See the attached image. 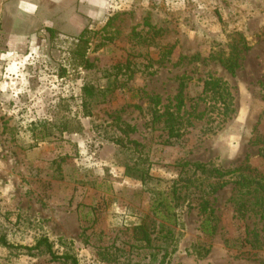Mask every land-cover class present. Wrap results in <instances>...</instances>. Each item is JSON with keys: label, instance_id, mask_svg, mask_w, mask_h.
Wrapping results in <instances>:
<instances>
[{"label": "rangeland", "instance_id": "1", "mask_svg": "<svg viewBox=\"0 0 264 264\" xmlns=\"http://www.w3.org/2000/svg\"><path fill=\"white\" fill-rule=\"evenodd\" d=\"M54 2L0 0V236L14 245L45 236L80 264H159L162 252L150 254L166 240L148 248L129 229L151 225L157 195L169 192L184 163L264 174V0ZM84 27L86 68L72 58ZM208 77L232 95L223 121L202 93ZM83 86L93 92L86 110ZM181 97L183 135L165 143L151 113L174 110ZM116 121L133 131L126 136ZM112 136L141 146L125 150ZM136 157L144 183L126 171ZM231 194L229 184L214 196L212 236L199 231L197 201H180L177 248L163 264L264 261V223L236 218ZM254 236L261 243L252 248ZM197 245L209 252L199 255ZM0 264L67 263L0 246Z\"/></svg>", "mask_w": 264, "mask_h": 264}, {"label": "trees", "instance_id": "2", "mask_svg": "<svg viewBox=\"0 0 264 264\" xmlns=\"http://www.w3.org/2000/svg\"><path fill=\"white\" fill-rule=\"evenodd\" d=\"M89 29L83 28L79 36L75 39V48L72 51L73 63L75 66L83 68L90 66L87 59V51L90 48ZM49 32L53 30L49 28ZM237 62L235 58L229 59L227 69L233 72ZM182 86V84H180ZM183 88V87H181ZM84 101L83 107L88 108L86 98L93 95L92 89L88 86L82 88ZM180 89L178 97H180ZM202 93L208 96L213 101V107L218 109L221 119L225 120L233 111L232 95L227 83L214 77H208L203 81ZM157 105L159 100H155ZM184 101L181 97L177 102L175 109L164 108L163 110L154 109L151 113V121L154 125L161 128L166 133L165 143L177 141L183 135L184 118L180 115V110L183 107ZM113 123V122H112ZM115 126L128 135V132L133 131L130 124L124 121L114 122ZM120 125H123L121 127ZM112 142L119 145L121 148L133 151L141 146L136 140H131L128 137L122 138L112 136ZM138 157H140L138 155ZM132 159L131 165L125 166L127 174L134 175L143 183L148 176L147 172L139 167V158ZM189 172V175H185ZM183 173V174H182ZM232 185V194L229 198L233 213L239 220L253 219L255 222L264 223V174L253 173L250 169L244 166L235 167L232 169H222L215 166L211 162H186L183 164L181 174L173 181L169 188V192H160L152 208L151 225L145 221L130 227L131 239L136 242L143 243L148 248H151L152 242L156 238L166 240L165 247L156 245L151 252L150 257L155 259L162 252L161 263L166 261V258L176 251V241L174 232L176 227L182 226L176 208L180 201L186 200L190 204L194 200L197 201L198 212L201 215L199 223V231L207 236H212L217 228V216L214 213V196L225 186ZM198 193V194H197ZM196 197V198H195ZM199 199V200H197ZM179 233V232H178ZM180 234V233H179ZM256 241L257 246L254 245ZM252 248L259 247L261 239L256 236L250 240ZM0 246L10 250H23L27 252L38 251L46 254L52 261H61L67 264H80L77 258L71 254H58L53 249V244L49 238L42 236L34 242L33 245H14L9 242L5 236H0ZM197 251L199 255H206L209 250L199 247ZM168 247L170 250H168ZM151 264H154L152 262ZM168 264V261H167ZM264 264V261L261 262Z\"/></svg>", "mask_w": 264, "mask_h": 264}, {"label": "crops", "instance_id": "3", "mask_svg": "<svg viewBox=\"0 0 264 264\" xmlns=\"http://www.w3.org/2000/svg\"><path fill=\"white\" fill-rule=\"evenodd\" d=\"M32 1H33L35 4L32 3ZM32 1H30V0H22V3L27 4L28 7H29V6H33V7H34V5L37 6L36 4H40V3H43V2L50 3V5L55 3V2H54L55 0H32ZM57 3H58V2H57ZM50 5H49V6H50ZM49 6H48V7H49ZM27 10L30 12L31 9L27 8ZM39 10H40V7H39L38 11H39ZM36 12H37V11H36ZM44 16H46V15L44 14Z\"/></svg>", "mask_w": 264, "mask_h": 264}]
</instances>
